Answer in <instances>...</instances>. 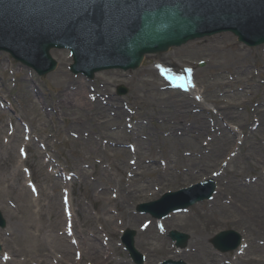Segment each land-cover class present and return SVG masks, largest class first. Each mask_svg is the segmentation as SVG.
<instances>
[{
	"label": "rangeland",
	"instance_id": "obj_1",
	"mask_svg": "<svg viewBox=\"0 0 264 264\" xmlns=\"http://www.w3.org/2000/svg\"><path fill=\"white\" fill-rule=\"evenodd\" d=\"M53 54L59 67L56 72L41 79L30 69L15 62L8 54L0 53V152L5 149L0 155V180L9 179V183L0 187V210L7 221L6 229L0 228V264H6L3 256L8 253L12 256V252V258L20 264H61L60 260L65 257L63 247L58 241L46 243L43 236L46 229H50L52 235L57 236L59 233L57 237H64L65 216L61 198L68 184L66 178L74 177L73 174L78 177L70 182L73 184L70 189L73 191L74 207L82 219V222L76 224L77 239L83 245H73L75 248L71 256L65 257V260H70L69 264H97L99 261L101 264H133L121 243V235L125 229L137 231L136 248L145 256V264H161L168 259L183 260L187 264H264V201L254 207L233 205L236 197L229 186L233 180H237L242 183L241 186L250 189L249 191H264L263 172L249 166L244 174L240 173V154L247 153L249 147L245 143L237 150L239 142L242 141V133L246 137L250 135L256 141L264 136L263 126L257 122L264 121V46L249 49L240 44L233 35L222 34L190 42L167 54L148 56L146 65L137 71L127 74L107 71L97 74L92 81L82 76L75 77L68 71V63L71 62L68 52L54 51ZM160 58L166 65H177L181 70L183 67L195 73L196 84L206 100L205 104H199L207 109L206 112L193 114L190 111L184 120L177 123L161 122L158 119L159 114L175 112V105L190 100L188 95L164 88L165 83L158 70L153 67L154 60ZM201 62L205 63L204 68L199 67ZM239 68L241 71L237 75L235 70ZM121 84L129 89L126 97L116 94V88ZM92 90L105 93L102 99L107 98L112 105L110 110L102 105L104 108L89 111L93 117L88 112V119L80 108L83 107L85 96L87 98ZM125 106L128 108L125 109ZM119 111L126 117H131L130 121L113 118L114 113ZM228 111L241 116L239 122L227 119L230 121L228 126L236 127L235 130L238 128L237 132L232 131L233 134L220 129L224 121L219 114L227 118L225 113ZM198 116L211 123L205 133L206 142L209 144L206 147L201 144L195 149L176 144L177 140L171 135H176L179 139L184 134L186 125L190 127ZM111 119H115V122L110 128L115 130L107 134L102 131L109 139V148L105 149L107 144L100 146V155L91 159L84 149L85 143L74 135H78V129L81 128L97 135L100 131L96 124L101 120ZM11 124L17 129L19 138L13 143V150H7L8 145L4 138L8 136ZM25 125L31 128L36 137L29 147L31 155L25 165L33 171V179L40 191L38 197L26 187L27 179L22 168H19V178L14 174L21 161L16 142L24 140ZM116 125H120L122 129H116ZM129 125L136 129L133 133H128ZM38 138L40 142H36ZM230 140H234L232 148L215 165L212 161L216 159V147L221 141ZM114 143H120L124 148L112 147ZM133 145H137L139 155L156 153L151 158L162 163L171 159L173 163L179 164L176 160L178 154L195 157V162L169 169L165 174L167 180L152 182L151 188L142 192L145 186L143 182H150L157 175L136 170V179L129 181L131 166L126 169L117 166L124 159L130 165L133 156L129 148ZM142 145L145 147L142 148ZM121 149L129 153L127 158L118 155L109 160L110 162L104 159L103 155L108 156L109 151ZM207 150L210 152L205 153ZM191 153L195 155L192 156ZM232 153L240 154L230 165L224 167L226 158L231 157ZM201 162L206 164L205 168L210 167L202 168ZM109 164L113 167L109 170L111 177L118 180L113 187H119V182H122L121 185L127 187L128 191H133L134 194L136 191L141 192L136 193L127 203L131 217H122L119 209H123L114 206L113 213L109 214L113 220L108 224V216L103 214L105 203L97 199L95 188L102 185L101 171ZM192 166L195 167L192 174H187L186 170H190ZM52 170L54 174L50 173ZM86 173L87 183L83 181ZM256 177L260 180L255 183L248 181ZM211 178L218 184L215 200L198 204L186 213L170 216L162 222L161 230L156 228L155 219L137 212V205L155 201L167 191H177ZM227 200L232 201V204L226 205ZM222 206L230 209L224 210ZM41 210L43 213L40 217L32 215V212ZM84 211H87L92 223H87L82 218L81 213ZM58 214L60 224L56 223ZM35 217L43 226L37 225L45 228L36 243L37 249L26 237V232L32 231L30 225ZM96 218H102L105 223L96 222ZM145 220H151L152 226L143 233L141 228ZM230 229L242 234L244 246L235 253L219 254L212 248L210 240L218 232ZM171 230L191 236L186 251L182 252L174 247L167 236ZM66 239L72 245L71 238L66 236ZM110 246L117 250L115 255L110 253L114 255L112 262L105 259V248ZM96 247H103L104 250L98 252ZM79 252L93 256H85L81 260L77 257ZM14 260L8 264H15Z\"/></svg>",
	"mask_w": 264,
	"mask_h": 264
},
{
	"label": "water",
	"instance_id": "obj_2",
	"mask_svg": "<svg viewBox=\"0 0 264 264\" xmlns=\"http://www.w3.org/2000/svg\"><path fill=\"white\" fill-rule=\"evenodd\" d=\"M220 31H232L249 45L264 42V0H0V49L9 50L41 75L56 67L48 57L54 47H71L81 67L75 71L93 75L113 66L137 67L146 53L167 51ZM102 51L106 54L99 56ZM94 61L99 63L90 66ZM210 192L172 204L161 216ZM0 224L5 225L1 215ZM171 236L186 246L188 236L178 232ZM133 237L128 232L127 244L141 262ZM239 243L233 231L213 240L223 252Z\"/></svg>",
	"mask_w": 264,
	"mask_h": 264
},
{
	"label": "bare ground",
	"instance_id": "obj_3",
	"mask_svg": "<svg viewBox=\"0 0 264 264\" xmlns=\"http://www.w3.org/2000/svg\"><path fill=\"white\" fill-rule=\"evenodd\" d=\"M158 60H161L158 59ZM159 64V63H158ZM164 64V63H162ZM171 67V66H170ZM175 70V69H174ZM241 71V68L236 69L235 73L237 75H239ZM183 82L178 83L177 84H185L188 87V93H186L189 97L190 100H186L184 102L178 103V105H175V107L173 109H175V112H168L166 114H159L158 119L161 122H174L177 123L181 120H184L185 115L187 113H197V114H202L203 112H206V108H203L200 106V104L198 103V98H200V100L202 99V95H201V91L197 88L196 84H194V82L192 81L193 77L192 75H187L186 78L185 77H181L180 78ZM177 80V77H176ZM175 81V80H174ZM186 82V83H184ZM72 93H70L71 95ZM73 95V94H72ZM100 96H98V94L91 95V93L87 94V98L85 96L84 102H83V107L80 108V111L84 112V116L85 118L89 119V115L88 112L94 109H101L104 108L102 107V104H104V106H109L110 104L107 103V101H104L101 103H98L96 101L97 98H99ZM194 103V104H193ZM70 108H72L71 106H69ZM91 114V112H89ZM91 116L93 117V114H91ZM217 116V114H216ZM219 116L223 119L224 123L220 125V129L224 130V131H234V127H230L228 126V122L227 119H230L234 122H239L241 116L239 113H231L230 111H228L227 113H225V116L227 118H223L222 115L219 114ZM117 118L118 120L122 119L125 120L127 117L125 116V114H123V112H119L117 115L114 114L113 118ZM94 120V119H93ZM115 122V119H111L108 121L105 120H101V122H98L97 128L100 131L99 134H97L96 136L93 135L92 133H90L89 131L86 130V128H81L78 129V136L79 138L85 143V151L87 153L88 156H90L91 159L97 158L100 155V146H103V144H107L105 149L109 148L108 147V143L106 141H108L109 139H107L108 137H105L102 134V131H104L105 134L110 133L111 131H114V128H110L111 124ZM258 125L262 124L263 126V132H264V121H257ZM211 127V123L207 122L206 119L204 117H200L198 116L196 119V122L192 123L191 126L189 127V125H186L185 130H184V134H182L180 136V138H176V135H171V137L175 138L176 144H181L182 146H188L190 149H195V148H199V146H201V144L205 147V142H206V137H205V133H207V131L209 130V128ZM213 127V126H212ZM109 128V129H108ZM118 128V126L116 127V129ZM19 138L17 135V132L14 130L13 133H11V138H9L8 140H6V145H8L7 150H13V143L15 142V140ZM106 140V141H104ZM115 142V141H113ZM225 141H221L219 143V145L216 147L215 151H214V155H215V161L213 160L212 162L215 165H218L219 163V159L221 157H223V155L225 154L226 151H229L234 143V140H230L226 143H224ZM17 146L19 148V146H22V141L18 140L17 142ZM243 143H246V146L249 147V150L247 153H245L244 155L240 154V158L242 159L241 163V171L240 173L244 174L248 168H250L249 166H254L255 169L257 171H259L260 173L263 172L264 174V136L263 138L259 139L258 141H256L254 138L252 137H245L243 140ZM33 144V141L28 138L27 143L24 145L26 147H30ZM112 147H122L124 148V146L120 145V143H114V145H111ZM142 148L145 147V145L141 146ZM6 150V151H7ZM5 151V149L0 152V155L3 154V152ZM134 156L135 158L133 159V162L130 163V165H127L128 163H126V161L121 160L117 166L118 168H127L128 166H131L130 172H131V180L134 181L135 178V173L134 171L139 170V171H143L146 174L148 173L149 175H157V178L154 180H151L150 182H143L144 189L142 190V192L145 191V189H150L151 188V183L155 182V181H163V180H167V176L165 174H167L166 171H168L169 169L173 168L175 169L176 167L182 166L184 164H193L195 162V157H184V156H180L179 154L177 155L176 160L179 161V164H177L176 162H172V160L168 159L167 161H164V163L159 162L157 160H154L151 158V156L154 154L156 155V153H153L151 155L148 154H144L142 153V155H139L138 153V149L134 150ZM142 152V151H141ZM140 152V154H141ZM210 151L207 150V152L205 153H209ZM173 153V152H172ZM171 154V153H169ZM192 156H194L195 154L191 153ZM213 154V153H212ZM118 155H120L121 157H128L129 153L127 151H125V149H121V150H112L109 151L108 156L103 155L104 159L107 160L108 162H110L109 160H113V158L117 157ZM236 156H234L233 158H230V163L231 161L236 158ZM227 159V158H226ZM21 163V162H20ZM159 163H161V167L158 168ZM211 165H214V164ZM22 164H24V162H22ZM21 164V165H22ZM112 165H114V163H111ZM109 164L107 167L103 168V170L101 171V177L100 180L102 182V185H97L95 188V191L97 193V199L98 200H102L105 203V206L103 208V214L104 216H108V218L106 219V223H110L113 218L111 216H109V214L113 213V207H121L123 209V211H121L119 209L120 214L122 215V217L125 216H129L131 217L132 214L129 212V207L127 206V203H129V201H131V198L133 199V196H135L136 193L141 192V191H136V193L134 194L133 191H128L126 188L127 187H123L121 185L122 182H119V187H113L114 186V182L118 183V180H116L115 178H112L110 175L109 170L113 169L112 165ZM229 164V163H227ZM148 165V166H147ZM202 168L207 169L210 166H206V164H204L203 162H201ZM21 168V167H20ZM194 166L190 167V170H186L188 171L187 174H192L193 170H194ZM163 171V172H162ZM14 174L17 178H19V167H16V169L14 170ZM87 174L83 175V181H86L87 178ZM121 174V172H120ZM80 177V176H79ZM97 180V179H96ZM260 180L258 177L256 178H250L248 181L255 183L256 181ZM5 183H9V179L8 178H4L2 180H0V187H3V185ZM87 183V181H86ZM242 184V183H241ZM241 184L239 183V181L237 180H233L231 182L230 186V190L232 191V193H234L235 195V199L233 202V205L236 204L239 207H246L248 205L254 207L255 205H258V203L263 202L264 201V191H249L250 189L241 186ZM71 186H73V184H71ZM110 186V187H107ZM9 187V185H8ZM250 192V193H249ZM230 204H232V201L230 202ZM227 205V203H226ZM229 205V204H228ZM75 200L73 197V193L72 191L70 192V198H69V206H67V218H64L65 220V227L66 230L68 232V228H71V235L75 236V238L77 239V229H76V224L75 222H82L81 218L79 217V214L76 213V209H75ZM223 207V206H222ZM224 210H228L230 209V207H223ZM64 210V209H63ZM43 213V210L39 211V212H32L33 216L36 217H40V214ZM82 218H84L85 222L87 223H92L93 220L89 217L87 211H84V213H81ZM35 217L34 222H31V227H32V231H27L26 232V237L35 244V249H37V241L40 238V235L43 231H45V228L40 227L43 225H40L39 220ZM37 219V220H36ZM96 222L102 224L103 222L105 223V221L102 218H96ZM102 222V223H101ZM145 222H147V220H145ZM57 224H60L61 221L59 219V214L56 220ZM161 222H158V224H160ZM37 224H39L40 226H38ZM152 226V225H151ZM150 226V227H151ZM149 227V228H150ZM148 226L144 228V232L147 231ZM52 230H48L46 229V233L43 236V240L46 241V243H55V241H58L60 243V245L63 247V251L65 252V257L67 258V255L72 254V250L75 248V246L71 245L70 243H67V239L64 236L63 238L57 237L56 235H52L51 234ZM62 236V235H61ZM83 239V238H82ZM78 241V240H77ZM87 243V242H86ZM83 245V242L78 241V245ZM98 252H102L104 249L103 247H96ZM107 253H105V259H107L108 261H113V256L116 254L117 250L115 248H112L111 246L109 248H105ZM113 252L114 255H111L110 253ZM13 252H12V256H13ZM12 256L10 255V253L8 255H6V257L4 258V260H8L10 257V261L14 260L12 259ZM82 260L84 259L85 256H88L90 258H92V254L88 255V253L84 252L82 255ZM96 256V255H95ZM62 258L60 260V263H67L69 264L70 260L67 261L65 260L66 258ZM97 259V256H96ZM111 261V262H112ZM15 264H20L19 262H17V260H14ZM102 262L99 261L97 264H101ZM77 264H79L77 262Z\"/></svg>",
	"mask_w": 264,
	"mask_h": 264
}]
</instances>
